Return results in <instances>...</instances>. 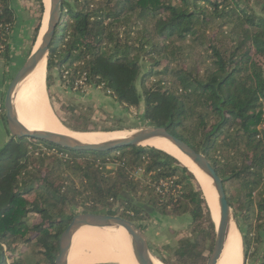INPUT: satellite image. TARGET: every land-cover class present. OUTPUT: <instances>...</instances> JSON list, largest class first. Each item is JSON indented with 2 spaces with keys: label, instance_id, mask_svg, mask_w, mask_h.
<instances>
[{
  "label": "trees",
  "instance_id": "1",
  "mask_svg": "<svg viewBox=\"0 0 264 264\" xmlns=\"http://www.w3.org/2000/svg\"><path fill=\"white\" fill-rule=\"evenodd\" d=\"M12 1L0 0L5 63L17 20ZM231 1L228 7L219 0H64L49 46L47 79L68 70L66 91L81 94L72 90V82L85 72L90 89L103 90L125 109L142 105L147 125L165 127L203 152L222 179L246 259L264 264V16ZM37 3L31 46L44 12L42 0ZM258 5L264 10V0ZM214 28L219 36L210 33ZM186 43L208 54L202 72L196 62L187 64ZM60 106L68 118L81 117L78 105ZM57 118L75 132L112 130ZM0 119L5 121L2 107ZM108 163L115 165L113 171L106 169ZM79 199L81 212L119 215L134 223L150 211L189 216L188 235L174 247L163 246L166 256L156 253L163 264H205L212 249L215 227L201 187L166 152L133 145L74 151L19 138L0 148V264H53L59 236L75 215L68 208ZM116 201L121 206L114 209Z\"/></svg>",
  "mask_w": 264,
  "mask_h": 264
},
{
  "label": "water",
  "instance_id": "2",
  "mask_svg": "<svg viewBox=\"0 0 264 264\" xmlns=\"http://www.w3.org/2000/svg\"><path fill=\"white\" fill-rule=\"evenodd\" d=\"M63 1L64 0H49L47 8L42 1L44 12L36 41L23 64L11 78L5 91L3 109L4 119L9 132V141L19 138H34L48 141L56 146L69 150L94 152H106L130 145L144 146V142L154 138H162L169 141L211 182L212 196L208 193L210 196L208 197L201 179L178 158L166 152L174 157L181 165L186 167L194 175L201 187L215 227L212 249L205 264H219L222 259L232 223L239 233L240 229L234 212L226 199L222 179L217 175L203 152L196 151L186 142L169 133L165 127L146 125L128 131L127 133L125 132L126 135L123 137L111 138L102 142H88L65 133L30 129L20 121L18 115L15 113L14 100L22 82L42 61H45V65L47 63L49 46L54 38L55 29L61 19V5ZM44 18H46V25L42 29ZM90 225H99L109 229L123 228L128 236L132 256L136 264H156L143 231L134 222L119 215L93 212H80L72 216L71 220L59 236L58 254L55 257L53 264H66L68 248L72 236L81 227ZM241 256L242 264H246L242 236Z\"/></svg>",
  "mask_w": 264,
  "mask_h": 264
},
{
  "label": "rangeland",
  "instance_id": "3",
  "mask_svg": "<svg viewBox=\"0 0 264 264\" xmlns=\"http://www.w3.org/2000/svg\"><path fill=\"white\" fill-rule=\"evenodd\" d=\"M219 2H222L224 5L228 7L233 5L231 0H219ZM240 2H241V6H247L250 10H253L255 13L264 16V10H262L261 7L258 5V0H240ZM15 8H16V14L20 21L19 24L24 29L23 32L25 38L22 41L17 40L13 42V46L15 47L14 48L15 53L12 58H11L12 55L11 53L10 59L8 61L11 62L9 68V74H8L9 78L14 76L16 71L23 64L25 58L28 56L27 53L28 52L30 53L33 48V46H31L30 41L32 37V28L34 23L36 22L34 17L37 16L38 3L37 0H17ZM30 19L32 20L31 23L29 21ZM210 33L217 34V36H219L218 28H214L210 30ZM186 45L187 48L185 53L188 52V59L186 61L187 64L190 62H196L198 64V68H200L202 72V70L209 64L208 54L203 52L197 45H190L188 43H186ZM10 47H11V42H10ZM10 52H12V50ZM46 65H45V81H44L45 92L48 102L57 117L62 116L67 120H74L75 123L88 121L89 124H92L97 129H112L111 131L102 132V134L108 132L113 133L117 131H122L127 133L128 131L147 125L142 118V113H143L142 105L140 108L125 109L117 102L113 101L101 89L92 88L85 95L70 93L64 90L62 86H58L55 83V80L47 79L48 72ZM145 65L147 64H143V67H145ZM157 68L161 69L162 65H158ZM69 103L78 105L80 107L81 111L77 113V115L79 114V116H81L80 118L77 119L71 117L68 118L67 117L68 113L60 109L61 107L60 105L62 104L67 105ZM3 114H4V109H3ZM5 128H7L6 122L3 119H0V148H3L9 141V137L5 140V135H6ZM118 128H120V130ZM65 131H68L66 127H65ZM92 132L94 133H90V132H84V133H89V134L99 133V131H92ZM43 150L44 149H42L41 147H36V152L39 151L43 153L46 152L45 154L46 156H49V158H53V159L59 158L65 161V157L60 158V156L56 155L54 151H48V150L43 151ZM106 169L113 171L115 169V165L108 163ZM134 174L137 178L144 179L141 171H135ZM66 175L68 176L69 180H74L75 184L77 185L79 184L78 178L74 176V174H72L71 172H66ZM147 180L148 179H146V181ZM79 201L80 203H77L76 205L69 207L68 212H73L74 214L80 213L83 208V204L81 203V199H79ZM118 206H121V202L120 201L114 202L113 208L115 209ZM150 212H151L150 215H146L145 217L137 221V223L135 224L141 226V229L148 242L152 256L157 258L156 253H160L166 256L165 253L163 252V246L174 247L177 243V240L180 237L188 235L189 231L187 230V228L189 227V222H190L189 216L184 215L182 217L177 218L174 216L173 217L161 216L159 214H154L152 211ZM260 250H261V246L259 247L258 251L260 252ZM21 251L28 252V249L26 248L25 245H22ZM246 264H251V259L249 260L246 259Z\"/></svg>",
  "mask_w": 264,
  "mask_h": 264
},
{
  "label": "bare ground",
  "instance_id": "4",
  "mask_svg": "<svg viewBox=\"0 0 264 264\" xmlns=\"http://www.w3.org/2000/svg\"><path fill=\"white\" fill-rule=\"evenodd\" d=\"M42 1L47 8L49 0ZM45 25L46 18L43 20L42 29ZM44 62L42 61L22 82L14 100V111L26 127L65 133L88 142H102L126 135L122 131L105 134L65 131V127L54 114L46 96ZM143 145L154 147L178 158L201 179L207 196L210 197L209 194L212 196L210 180L169 141L154 138L144 142ZM153 259L156 264H162L157 258ZM66 264H136V262L132 256L128 236L123 228L109 229L99 225H90L81 227L72 236ZM219 264H242L241 236L233 223Z\"/></svg>",
  "mask_w": 264,
  "mask_h": 264
},
{
  "label": "crops",
  "instance_id": "5",
  "mask_svg": "<svg viewBox=\"0 0 264 264\" xmlns=\"http://www.w3.org/2000/svg\"><path fill=\"white\" fill-rule=\"evenodd\" d=\"M12 3L14 6V11L16 13L15 5L17 3V0H13ZM16 17H17V20H16L14 27L12 29V32L10 34V42H11V50H12L11 58L14 56V53H15V51H14L15 47L13 46V42L17 41V40L22 41L25 38L24 32H23L24 29L19 24L20 21L18 19L17 14H16ZM30 23H31V21H30ZM10 63L11 62L5 63L3 60L0 59V107H2V105H3L5 91H6V88L9 84L11 78H12V77H10V78L8 77L9 68L11 65ZM5 132H6V135H5V140H6L9 137V132H8L7 128H5Z\"/></svg>",
  "mask_w": 264,
  "mask_h": 264
},
{
  "label": "built area",
  "instance_id": "6",
  "mask_svg": "<svg viewBox=\"0 0 264 264\" xmlns=\"http://www.w3.org/2000/svg\"><path fill=\"white\" fill-rule=\"evenodd\" d=\"M76 75H77V77L72 82V90L73 91H79V92H81V94L85 95L87 92L90 91V87L86 83V81H87L86 73L85 72H78ZM67 78H68V70H65L62 73L61 78L57 77L54 80L58 86H62V88L64 90H67V88H68L67 84L69 83Z\"/></svg>",
  "mask_w": 264,
  "mask_h": 264
},
{
  "label": "flooded vegetation",
  "instance_id": "7",
  "mask_svg": "<svg viewBox=\"0 0 264 264\" xmlns=\"http://www.w3.org/2000/svg\"><path fill=\"white\" fill-rule=\"evenodd\" d=\"M102 214H108V213H102ZM110 215H112V214H110Z\"/></svg>",
  "mask_w": 264,
  "mask_h": 264
}]
</instances>
